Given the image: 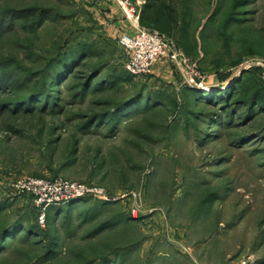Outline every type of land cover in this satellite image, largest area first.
Masks as SVG:
<instances>
[{
    "label": "rangeland",
    "instance_id": "374dc122",
    "mask_svg": "<svg viewBox=\"0 0 264 264\" xmlns=\"http://www.w3.org/2000/svg\"><path fill=\"white\" fill-rule=\"evenodd\" d=\"M138 28L200 77L169 58L125 76L118 38ZM79 44L56 103L17 111ZM0 76V264H264V111L204 101L239 80L264 100V0H0ZM58 179L108 199L48 206L41 227L19 187Z\"/></svg>",
    "mask_w": 264,
    "mask_h": 264
},
{
    "label": "built area",
    "instance_id": "2783aa9c",
    "mask_svg": "<svg viewBox=\"0 0 264 264\" xmlns=\"http://www.w3.org/2000/svg\"><path fill=\"white\" fill-rule=\"evenodd\" d=\"M118 42L126 52L123 66L130 75H146L150 73L153 64L158 59L169 58L174 63H177L179 67L183 64L188 65V69L191 67L189 74L200 77L193 65L187 64V59L183 53L174 48L167 38L157 32L138 28L133 34H122L118 38ZM19 188L21 191L23 190L36 196V204L42 208L37 219V223L41 227L46 224L44 210L48 206L71 202L74 199L90 195L108 199L107 196L101 194V191L97 189H90L81 184L63 183L59 179L53 182L28 180Z\"/></svg>",
    "mask_w": 264,
    "mask_h": 264
},
{
    "label": "trees",
    "instance_id": "16d2710c",
    "mask_svg": "<svg viewBox=\"0 0 264 264\" xmlns=\"http://www.w3.org/2000/svg\"><path fill=\"white\" fill-rule=\"evenodd\" d=\"M19 12L27 13V11H23V10H20ZM39 14L41 16V15H44L45 13L41 12ZM42 18H43V16H42ZM41 20H43V19H41ZM92 53L93 52L91 51L90 47L83 45V44H79V45L75 46L74 48H69L68 52L66 54H64L63 56H60L58 59H56V61L54 63H52V65H49L48 67H46L45 71H43V74L45 75V77L47 79V84H45L44 88L40 89V90H36L35 88H32L30 90V93L27 95L28 97H26L25 99L27 100L30 98L27 103L30 102L32 105H30V107H29V105L26 104L27 106H25L24 108L16 106V109H18L17 111L22 110L21 112H25V111L30 112L31 110L38 109V106H35L36 104H34V103H41V105H43V106H45L46 104H55L57 98H55L53 96V94L51 92L52 89H51L50 85H56L57 86L62 81L64 82L65 80L70 81L71 79H74L76 72H78V70H77L78 67L80 65H82L84 59L91 56ZM52 69H53V71H52ZM124 72L126 73L125 76L130 77V74L125 69H124ZM98 73H99V71L93 69L91 72L86 74L84 79H83V82L80 84L79 91L75 95H77L80 98H83L92 88V81L98 75ZM65 75H67V76L65 77ZM4 76H7V78H11L12 75L6 73ZM120 77H122V76H120ZM1 78L2 77L0 76V85H2V84L3 85L0 87H2V88L9 87V84H7L6 80H3ZM118 79H119V77H116L113 79L110 78V81H112V82L109 85L110 86L116 85V82L118 81ZM244 85H245L244 81L241 82L239 80L233 86H229L226 91L219 92L220 96L218 98L209 97V100H204L206 98H202V99L205 101V103H211V104L212 103L215 104L217 102L226 103L228 101V99H234L235 103H237V104H241V105H244L246 107L247 106L254 107V108L261 109L264 111V100L262 98H260L258 95H256L255 93L250 94V95H244V97L239 96L242 94L241 93L242 90L246 89V87ZM56 91L58 92V90H56ZM131 103H134V101ZM149 103L150 102L148 101V103L146 105L148 106ZM129 104L130 103H128V104L125 103V104H122L120 106H117V111H119L120 109L124 108V106L129 105ZM23 105H25V104H23ZM131 105H132L131 107H133L137 104L134 103ZM3 107L5 109L13 110V112H14V109L9 107V106H7V108H6V105ZM39 108H42V107H39ZM40 110H42V109H40ZM98 116L103 118V116H105V115L101 114ZM98 116H95V117L91 118L90 121L85 122L83 128L86 129L90 124L96 122V119H98L97 118ZM0 236H2V234Z\"/></svg>",
    "mask_w": 264,
    "mask_h": 264
},
{
    "label": "water",
    "instance_id": "95a60500",
    "mask_svg": "<svg viewBox=\"0 0 264 264\" xmlns=\"http://www.w3.org/2000/svg\"><path fill=\"white\" fill-rule=\"evenodd\" d=\"M79 199V198H78Z\"/></svg>",
    "mask_w": 264,
    "mask_h": 264
}]
</instances>
